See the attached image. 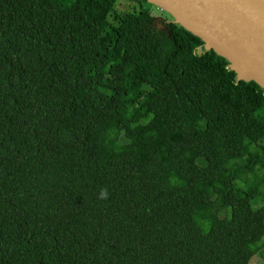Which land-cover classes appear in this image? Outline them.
<instances>
[{
  "label": "trees",
  "instance_id": "trees-1",
  "mask_svg": "<svg viewBox=\"0 0 264 264\" xmlns=\"http://www.w3.org/2000/svg\"><path fill=\"white\" fill-rule=\"evenodd\" d=\"M119 1L0 0V264L264 260V90Z\"/></svg>",
  "mask_w": 264,
  "mask_h": 264
},
{
  "label": "water",
  "instance_id": "water-1",
  "mask_svg": "<svg viewBox=\"0 0 264 264\" xmlns=\"http://www.w3.org/2000/svg\"><path fill=\"white\" fill-rule=\"evenodd\" d=\"M264 90V0H146Z\"/></svg>",
  "mask_w": 264,
  "mask_h": 264
},
{
  "label": "rangeland",
  "instance_id": "rangeland-1",
  "mask_svg": "<svg viewBox=\"0 0 264 264\" xmlns=\"http://www.w3.org/2000/svg\"><path fill=\"white\" fill-rule=\"evenodd\" d=\"M141 7H149L146 3L138 2L137 0H120L118 4L116 5V13L119 15H125L128 13H131L135 10H139ZM151 11L153 12L154 17L157 19H167L170 18L169 15L165 12H162L159 8L155 6L149 7ZM250 245L253 248V250L256 249L255 247V238L249 237ZM256 251V250H255ZM257 252V251H256ZM251 264H264V260L261 259L258 255L255 256Z\"/></svg>",
  "mask_w": 264,
  "mask_h": 264
},
{
  "label": "clouds",
  "instance_id": "clouds-1",
  "mask_svg": "<svg viewBox=\"0 0 264 264\" xmlns=\"http://www.w3.org/2000/svg\"><path fill=\"white\" fill-rule=\"evenodd\" d=\"M100 193H101V195H100V198H101V199H107V198H108V191H107L106 188L101 189V190H100Z\"/></svg>",
  "mask_w": 264,
  "mask_h": 264
}]
</instances>
